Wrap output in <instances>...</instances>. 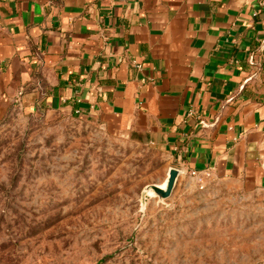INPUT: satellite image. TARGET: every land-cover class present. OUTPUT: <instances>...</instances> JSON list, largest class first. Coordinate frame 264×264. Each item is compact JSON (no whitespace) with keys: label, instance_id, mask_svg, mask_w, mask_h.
Here are the masks:
<instances>
[{"label":"crops","instance_id":"obj_1","mask_svg":"<svg viewBox=\"0 0 264 264\" xmlns=\"http://www.w3.org/2000/svg\"><path fill=\"white\" fill-rule=\"evenodd\" d=\"M262 45L264 0H0V99L263 187Z\"/></svg>","mask_w":264,"mask_h":264},{"label":"rangeland","instance_id":"obj_2","mask_svg":"<svg viewBox=\"0 0 264 264\" xmlns=\"http://www.w3.org/2000/svg\"><path fill=\"white\" fill-rule=\"evenodd\" d=\"M158 149L0 99V264H264V186L180 175Z\"/></svg>","mask_w":264,"mask_h":264},{"label":"water","instance_id":"obj_3","mask_svg":"<svg viewBox=\"0 0 264 264\" xmlns=\"http://www.w3.org/2000/svg\"><path fill=\"white\" fill-rule=\"evenodd\" d=\"M180 174L181 170L179 168L171 166L168 168L164 184L161 185L154 183L146 185L142 190V198L149 195V192H152V196H157L159 200L168 198L171 195Z\"/></svg>","mask_w":264,"mask_h":264},{"label":"built area","instance_id":"obj_4","mask_svg":"<svg viewBox=\"0 0 264 264\" xmlns=\"http://www.w3.org/2000/svg\"><path fill=\"white\" fill-rule=\"evenodd\" d=\"M260 52H264V45L260 46ZM190 174L196 178L200 188L203 187L204 180L210 176V173L208 171L202 174L196 173L195 171H191Z\"/></svg>","mask_w":264,"mask_h":264}]
</instances>
